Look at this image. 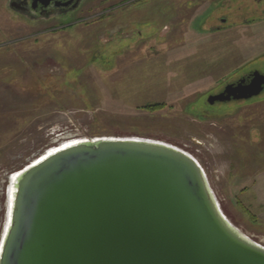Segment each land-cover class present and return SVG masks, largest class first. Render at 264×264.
Listing matches in <instances>:
<instances>
[{
    "label": "rangeland",
    "instance_id": "obj_1",
    "mask_svg": "<svg viewBox=\"0 0 264 264\" xmlns=\"http://www.w3.org/2000/svg\"><path fill=\"white\" fill-rule=\"evenodd\" d=\"M8 1L0 0V234L10 174L78 138L134 136L193 156L226 217L264 246V90L208 100L264 75V0H80L38 18Z\"/></svg>",
    "mask_w": 264,
    "mask_h": 264
},
{
    "label": "water",
    "instance_id": "obj_2",
    "mask_svg": "<svg viewBox=\"0 0 264 264\" xmlns=\"http://www.w3.org/2000/svg\"><path fill=\"white\" fill-rule=\"evenodd\" d=\"M245 81L209 102L264 90L259 72ZM77 140L9 175L0 264H264L189 153L134 136Z\"/></svg>",
    "mask_w": 264,
    "mask_h": 264
},
{
    "label": "flooded vegetation",
    "instance_id": "obj_3",
    "mask_svg": "<svg viewBox=\"0 0 264 264\" xmlns=\"http://www.w3.org/2000/svg\"><path fill=\"white\" fill-rule=\"evenodd\" d=\"M55 1L50 2L46 6H43L42 3L36 2V0H12L11 6L13 8L17 9L18 11H21L22 13L28 15V16H31L33 18H38L39 16L48 17L53 12L67 13L70 10H74L77 8L80 0H61L58 4H56ZM57 1H59V0H57ZM69 1H71V2H69ZM64 3H67V4H64ZM243 77L246 78L245 82L248 83L250 80V77H251V73L248 75H245ZM243 77L239 78L236 82L229 83V84H236ZM223 90H224V87L222 90H220L217 93L212 94V95L219 94Z\"/></svg>",
    "mask_w": 264,
    "mask_h": 264
},
{
    "label": "bare ground",
    "instance_id": "obj_4",
    "mask_svg": "<svg viewBox=\"0 0 264 264\" xmlns=\"http://www.w3.org/2000/svg\"><path fill=\"white\" fill-rule=\"evenodd\" d=\"M69 145H71V144H69ZM66 146H68V145H66ZM66 146H63V147H66ZM63 147H61V148H63ZM60 149V148H59ZM58 149H56V150H53V151H51V152H49L48 154H51V153H54L55 151H57ZM48 154H46V155H48ZM45 155V156H46ZM45 156H43V157H45ZM42 157V158H43ZM41 159V158H40ZM16 175V174H15ZM15 177V176H14ZM13 180H14V178H13ZM13 190H14V185H12L11 184V186H10V193H9V207H10V204H11V202H12V195H13ZM9 207H8V209H9ZM8 219H9V214L7 215V222H6V225H5V227H7V223H8Z\"/></svg>",
    "mask_w": 264,
    "mask_h": 264
},
{
    "label": "crops",
    "instance_id": "obj_5",
    "mask_svg": "<svg viewBox=\"0 0 264 264\" xmlns=\"http://www.w3.org/2000/svg\"><path fill=\"white\" fill-rule=\"evenodd\" d=\"M9 1H10V3L12 2V0H9ZM9 1H8V2H9ZM10 5H11V4H10ZM218 31H219V30H218Z\"/></svg>",
    "mask_w": 264,
    "mask_h": 264
}]
</instances>
